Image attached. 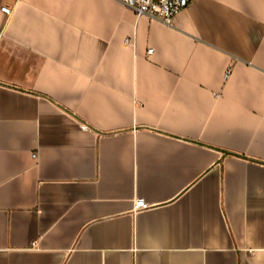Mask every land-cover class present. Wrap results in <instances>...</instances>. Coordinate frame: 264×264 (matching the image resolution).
<instances>
[{
	"label": "crops",
	"instance_id": "0c3cea01",
	"mask_svg": "<svg viewBox=\"0 0 264 264\" xmlns=\"http://www.w3.org/2000/svg\"><path fill=\"white\" fill-rule=\"evenodd\" d=\"M0 264H264V0H0Z\"/></svg>",
	"mask_w": 264,
	"mask_h": 264
},
{
	"label": "built area",
	"instance_id": "2783aa9c",
	"mask_svg": "<svg viewBox=\"0 0 264 264\" xmlns=\"http://www.w3.org/2000/svg\"><path fill=\"white\" fill-rule=\"evenodd\" d=\"M128 8L134 10L138 15H145L153 20L172 25L175 16L184 8L188 7L195 0H120ZM2 10L11 13V8L7 5L2 6ZM153 48L149 49L152 52ZM229 68L225 74V78L230 75ZM149 204L143 199H136L134 210L139 211L149 208Z\"/></svg>",
	"mask_w": 264,
	"mask_h": 264
}]
</instances>
